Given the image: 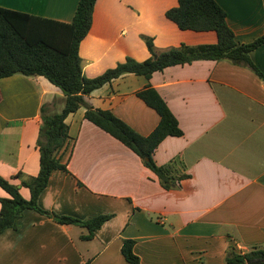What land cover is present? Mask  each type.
<instances>
[{"label": "crops", "instance_id": "crops-1", "mask_svg": "<svg viewBox=\"0 0 264 264\" xmlns=\"http://www.w3.org/2000/svg\"><path fill=\"white\" fill-rule=\"evenodd\" d=\"M238 41L264 33V0H216ZM78 0H0V6L70 21ZM177 0H95L91 25L78 51L83 73L101 74L125 56L150 55L143 35L159 48L214 43V30L182 29L165 15ZM250 56L264 72V42ZM152 85L183 130L153 150L157 163L179 157L189 176L164 188L140 156L84 116L70 111L67 146L39 193L38 203L81 218L112 212L95 229L63 223L33 208L17 227L0 232V264H128L123 238L134 240L140 264H224L239 251L264 246V79L228 59L198 58L154 70L126 71L85 95L142 134L159 120L137 90ZM63 92L42 74L0 77V174H36L41 105L60 109ZM29 197L27 186H20ZM7 195L0 186V197Z\"/></svg>", "mask_w": 264, "mask_h": 264}, {"label": "trees", "instance_id": "trees-1", "mask_svg": "<svg viewBox=\"0 0 264 264\" xmlns=\"http://www.w3.org/2000/svg\"><path fill=\"white\" fill-rule=\"evenodd\" d=\"M94 4L95 0H78L70 21L0 6V77L13 73L42 74L64 94L60 109L50 108V103L41 105V124L36 139L38 172L33 175L17 171L13 177L19 178V183L0 174V186L7 192L0 197V232L6 227H17L26 208H33L59 222L86 226L88 232L82 235L85 238L93 236L95 229L113 215L106 212L81 218L60 214L38 203L39 193L47 185L51 172L56 168L67 170L61 161V152L67 146L69 136L65 117L81 105L86 107L84 116L137 153L164 188H177L181 180L189 176L179 157H172L164 163H157L153 158V150L166 135L183 132L177 117L155 87L148 84L137 90V94L159 114L157 124L147 134L135 130L110 109L88 104L85 95L93 88L126 71L149 77L154 70L198 58L228 59L249 67L264 79V72L250 56L251 50L264 42V33L249 41H238L227 22L225 9L216 0H177L176 5L165 10V15L182 29L214 30L216 42H181L159 48L151 35H143L150 52L148 57L138 60L125 56L101 74L88 77L83 73L78 47L90 28ZM21 185L29 188V197L21 194ZM133 244V239L123 238L121 251L128 264H140ZM254 257L261 258L257 264H264V246L253 245L246 251H239L230 244L224 264H246L248 258Z\"/></svg>", "mask_w": 264, "mask_h": 264}, {"label": "water", "instance_id": "water-1", "mask_svg": "<svg viewBox=\"0 0 264 264\" xmlns=\"http://www.w3.org/2000/svg\"><path fill=\"white\" fill-rule=\"evenodd\" d=\"M261 261V258L259 257H254V258H248L246 260V264H257Z\"/></svg>", "mask_w": 264, "mask_h": 264}]
</instances>
